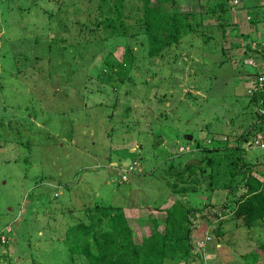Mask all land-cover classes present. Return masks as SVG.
Returning a JSON list of instances; mask_svg holds the SVG:
<instances>
[{"label":"rangeland","instance_id":"rangeland-1","mask_svg":"<svg viewBox=\"0 0 264 264\" xmlns=\"http://www.w3.org/2000/svg\"><path fill=\"white\" fill-rule=\"evenodd\" d=\"M181 1L174 7H163L162 25L170 27V15L178 10L186 23L212 42L205 45L188 31L165 61L161 55H150L152 39L147 38L144 47L134 44L139 67H113L114 72L128 78L121 81L119 92L96 77L103 55H99V44L82 52L72 48L65 55L62 50L46 51L44 56L41 44L46 45L51 33L45 17L38 13L41 9L34 6L30 11L31 1L25 2L27 8L23 10L24 0H0V83L6 86L0 87V99L4 90L11 91L9 99H14L8 116L0 119L4 122L0 126V264H87L84 257L71 254L66 234L69 225L85 220L89 214L86 210L97 205L123 207L130 224L137 228L136 241L143 244L158 225L157 216L148 217L147 210L153 212L161 205L164 208L174 199L162 175L170 176V172L194 162L200 164L199 159L212 154L205 156L194 147L199 142L204 147L208 144L217 148L226 142L230 146L211 156L219 172L214 191L176 198L193 212L209 211V219H200L199 224L220 230L226 219L220 215L227 212L222 199L228 190L223 184L233 177L230 161L225 159V167H218L217 160L232 154L236 141L257 121L252 102L258 92L264 93V88L250 93L244 80L247 72L257 75L262 65L264 68V47L260 45L259 54L251 56L260 68L247 67L250 60L236 54L237 49L245 48V38L239 34H252L248 20L263 11L252 8L248 15L242 0H231L226 11H221L225 0ZM128 5L127 21L143 23L139 0ZM214 11L222 13L216 16L218 20L211 18ZM223 22L229 26L227 40L222 39L224 34L218 27ZM166 33L170 37L172 31ZM157 34L161 36H154L162 40L165 32ZM38 37L40 41L36 42ZM112 41L108 42L112 49L104 48V55L125 60V51ZM123 70L127 73H119ZM86 84L91 89L102 85L105 90L86 94ZM101 102L109 107L115 104V114L129 117L110 122ZM129 107L131 112H126ZM163 113L172 118L168 120ZM138 118L142 121L139 126ZM119 122L128 123L132 130L118 128ZM107 128H112L109 138L105 135ZM213 135L217 143L208 138ZM252 138L250 134L246 143V163L255 165L261 171L257 176L264 181V149L253 148ZM177 139L182 145H177ZM256 225L232 233L228 231L231 225H225L222 247H216L219 243L205 229L198 230L194 232V244L199 247L196 251L201 252L205 264H264V252L258 249L264 239V220ZM159 229L164 230V225ZM254 251L260 255L257 260H253ZM34 252L35 258L30 259ZM245 254L252 261L247 262ZM200 263L195 257L187 264Z\"/></svg>","mask_w":264,"mask_h":264},{"label":"trees","instance_id":"trees-1","mask_svg":"<svg viewBox=\"0 0 264 264\" xmlns=\"http://www.w3.org/2000/svg\"><path fill=\"white\" fill-rule=\"evenodd\" d=\"M27 1L34 3L29 8L30 11L34 10V6H38L41 9L38 13L42 14L48 22V30H50L51 37L46 40V45L40 43L44 46L41 50L44 56L46 55V51L56 53L58 50H62V54L65 55L72 48L76 49V52H82L92 47L95 43L96 45L99 44V55H103L99 63L101 70L96 77L104 84H112L119 92L121 90V81L127 80L128 78H123L118 72H114L115 68L113 67L118 66L123 68L124 66L133 67L135 65L139 67V65L136 64L137 57L134 52V44L139 47H144L147 43L146 39L148 38L149 41L152 39L154 42L151 43V47L148 48V50H150V55H161V57H163L162 61H165L164 57L170 58V53L173 52L174 45L176 46L175 50H177L188 31L191 32V37H195L197 40L201 39L205 45L212 42L207 38L204 39L202 37V32L197 33L190 22L186 23L184 15L178 10L174 11L173 15H170V27L167 24H165V26L162 25L164 23L162 21L163 7H174L180 4L182 2L181 0H139V9L143 12L145 21L142 23V21L139 20L137 25L127 21V19L130 18V14L128 16L125 15L126 7L129 6L128 4L132 0H24V3L21 5L23 10L27 8L25 5ZM230 1L231 0H225L221 11L227 10ZM242 1L245 2V0ZM258 8L263 11V15L264 5ZM210 13L211 12L207 11V14ZM82 14L83 18H80ZM214 14L215 16H211V18L215 20H218V17L222 16L221 12L214 11ZM218 27L222 29L224 34L222 39L227 40L229 26L223 22L220 23ZM168 29L172 31L170 37H168L166 33ZM161 30H164L165 34L162 35L163 39L159 40L154 35L161 36V34H157L160 33ZM230 37L231 36H229V38ZM110 39H113L112 42H114L116 46L120 45L122 50L125 51V60L122 59L119 61L114 58L113 55H108V53L107 56L104 55V48L105 51L112 49L108 44ZM39 41L40 38L38 37L36 42ZM100 42H102V44H100ZM191 42H194V39ZM226 44L227 41H224V45ZM258 45H263L264 47L262 40L258 41ZM248 47L249 51L253 50L251 43ZM256 50H259V48ZM37 57H41V55ZM53 58L56 59L58 57L53 56ZM32 59L33 58L28 55V60L32 61ZM104 69H106V72H104ZM126 70L129 72L130 68ZM124 71L125 70L120 71L119 73H123ZM251 86L252 85H249V87ZM0 87L4 88L6 86L0 83ZM84 89L85 93L90 95L93 92L101 93L105 90L102 85L96 89L94 87L91 89L89 84H86ZM9 92L11 91L5 93L4 90V92H2L4 96L0 99V119L2 116H8L9 107H11L13 103L12 100H14L9 99ZM257 96L258 98H256ZM2 100L4 102H2ZM252 103L256 105L257 122L236 141L233 147L235 151H233L232 154H226L225 158H218L217 160L218 167H225V164H222L223 160L227 159L230 161V173L233 177V179L228 178V181H225L223 184L224 189L228 190V196L223 204L227 212L223 211L220 217L222 220L225 218L227 220L225 219L224 222H221L220 230L219 228L216 230L214 227L199 224L200 219L201 222L204 218L209 219V211L199 212L195 210L193 212L185 202L179 201L178 198H176V195L181 194L212 192L216 186V178L219 172H217L214 167L215 158L211 156H214L213 153L217 152L216 150L222 149L224 146L225 148L230 146L228 142H226L227 145L217 148H212V146L208 144L207 147H204L203 144H200L201 142L198 141L199 143L194 147L200 150L205 156L207 153L212 154L207 155V158L204 157L199 159L200 164L194 162L186 165L184 169L170 172V176L167 174L162 175V178L165 176L166 186L172 192L174 199L167 203V206L164 208L161 205V208L157 207L153 212L147 210L149 213L148 217L154 218L157 216L158 225L155 226L154 233L150 237L144 238L143 244H138L136 241L134 233L137 228L130 224L125 211L122 209L123 207H114L111 206L112 204H109L102 208L97 205L93 209L88 208L86 210L89 214H86L85 220L80 219L75 224L69 225L70 228L67 230L66 243L71 254L73 256L84 257L87 260V264H179L182 262L187 264L190 258L195 257L196 259L200 258V264H205L201 252L196 251L199 247L194 244V238L196 237L194 232L205 229L206 233H210L215 241L223 245L221 243L224 242L222 239L224 235L222 234L224 233V231L222 232V228L225 225H231V229H228V231L232 233L242 230L244 227L253 229L257 221L264 220V181H260V179L255 176V172L258 171L256 166L246 163V159L248 158L246 141L249 140L250 134L253 135L254 130H261L264 125L263 115L261 113L262 109L264 110V93L256 94ZM100 104L105 105L104 110H108L106 118L110 122L113 121L114 118L118 121L120 117H129V114H115V104L111 106L113 107L112 110L110 109L111 107L104 102ZM26 109L30 110L31 108L27 107ZM84 109L87 110V106ZM75 110L76 108H74V111ZM131 110L132 109L129 107L126 109V112H131ZM166 113H163V116L170 120L172 117L168 116ZM141 122L142 121L138 118L137 126H139ZM118 124H120V122ZM3 125L4 122L0 120V126ZM119 127L129 129L130 131L132 130V126L124 122H122L118 128ZM163 128H166V126L162 127V129ZM105 135L107 138L111 137L112 128H107ZM213 137L214 135L208 138L213 139ZM208 138L205 137V140ZM212 141L217 143L214 139ZM107 167L110 168L109 166ZM111 168L119 171L118 167L111 166ZM228 171L229 170H227V172ZM135 173L139 175L138 172ZM211 207L214 208V206ZM192 213L195 214L192 216ZM196 213H199L200 216ZM70 215H73V213ZM216 215H218V213H216ZM143 221L146 222L145 219H143ZM163 225L164 230L159 229V227ZM258 227L257 225L255 226L256 229H258ZM262 228L264 231V227ZM1 237L0 243H2ZM213 248L214 247L211 246L212 251H214ZM258 249L264 252V239L259 243ZM256 252L257 251H254L255 257L253 260H257L260 257ZM32 255L33 257L30 259L35 258V252ZM243 257L247 262L252 261L246 254Z\"/></svg>","mask_w":264,"mask_h":264},{"label":"crops","instance_id":"crops-1","mask_svg":"<svg viewBox=\"0 0 264 264\" xmlns=\"http://www.w3.org/2000/svg\"><path fill=\"white\" fill-rule=\"evenodd\" d=\"M245 3H246L245 4V7L249 10V11L247 10L246 13H248V15H249L250 14L249 12L251 10L250 8H258V7H260L262 5L261 3H263V2L260 1V0H245ZM263 16H264V14L262 15V12H259L258 14L251 15V18L252 19H250V20L247 19V20L251 23L249 25L251 26V32H252V34H246V35L239 34V37L241 39H244L245 38V45H244L245 48L243 49V46H242V49H237L236 54L239 55L238 57L241 56L242 60L245 57L248 58L247 60H250L249 63L245 64L247 67L260 68L259 66L255 65V63L252 62L253 59H252L251 56L254 55V54H259L258 53L259 50H256V49L259 48L258 41L261 40V36H263L261 33H264V29L262 31H260V29L262 27L264 28V20H263L264 17ZM257 34H259V35H257ZM247 36H248V38H247ZM250 37H251V39H250ZM237 43L243 44V41L242 42H237ZM250 43L252 44V47H253V50H251V51H249V49H248L249 48L248 46L250 45ZM240 46H238V47H240ZM244 76H246V77H244L245 78L244 80L247 82V87L249 86V84L251 85L250 82H252L253 84L254 83H259L260 82V78L261 77H264V68H263V65L261 66V71H259L257 75H252V74H250V73L247 72V74L244 75ZM259 76H260V78H259ZM246 78H248V80H246ZM249 89H250V87H249ZM256 122H254V123H256ZM263 130H264V125H263V127H262L261 130H258V131H255L254 130L253 131V137L256 134L263 132ZM247 142L248 141H246V143ZM177 145L178 146L182 145V143L179 141V139H177ZM258 149H260V148H258ZM189 151H190V148H189L188 151H184V153L189 152ZM186 155H189V154H186ZM113 164H116V163H113ZM260 173H261V171H259V170L256 171L255 172V176L259 178V176H257V175H260ZM259 179L261 181V178H259ZM227 196H228V191H227V193L224 195V197L222 199L223 202L226 200ZM216 247H222V245L218 244Z\"/></svg>","mask_w":264,"mask_h":264},{"label":"built area","instance_id":"built-area-1","mask_svg":"<svg viewBox=\"0 0 264 264\" xmlns=\"http://www.w3.org/2000/svg\"><path fill=\"white\" fill-rule=\"evenodd\" d=\"M263 83H264V77L260 78V82L259 83H254L251 84V88L249 89L250 93H254L256 91H258L259 89L263 88ZM262 115H263V121H264V110L262 109L261 111ZM250 145L253 148H263L264 149V130L261 133L256 134L252 140L250 141Z\"/></svg>","mask_w":264,"mask_h":264},{"label":"water","instance_id":"water-1","mask_svg":"<svg viewBox=\"0 0 264 264\" xmlns=\"http://www.w3.org/2000/svg\"><path fill=\"white\" fill-rule=\"evenodd\" d=\"M187 137H191V136H187Z\"/></svg>","mask_w":264,"mask_h":264},{"label":"clouds","instance_id":"clouds-1","mask_svg":"<svg viewBox=\"0 0 264 264\" xmlns=\"http://www.w3.org/2000/svg\"><path fill=\"white\" fill-rule=\"evenodd\" d=\"M263 88H264V86H263ZM257 93V92H256Z\"/></svg>","mask_w":264,"mask_h":264}]
</instances>
